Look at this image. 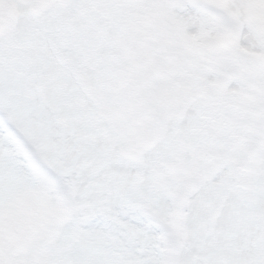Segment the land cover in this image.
Wrapping results in <instances>:
<instances>
[{"label": "snow or ice", "instance_id": "obj_1", "mask_svg": "<svg viewBox=\"0 0 264 264\" xmlns=\"http://www.w3.org/2000/svg\"><path fill=\"white\" fill-rule=\"evenodd\" d=\"M0 264H264V0H0Z\"/></svg>", "mask_w": 264, "mask_h": 264}]
</instances>
